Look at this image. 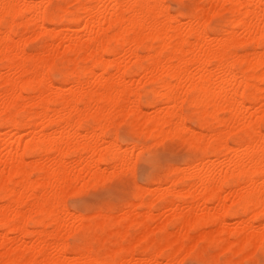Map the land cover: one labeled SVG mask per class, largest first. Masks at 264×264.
I'll use <instances>...</instances> for the list:
<instances>
[{
	"label": "bare ground",
	"instance_id": "bare-ground-1",
	"mask_svg": "<svg viewBox=\"0 0 264 264\" xmlns=\"http://www.w3.org/2000/svg\"><path fill=\"white\" fill-rule=\"evenodd\" d=\"M7 2L22 7L0 25V264H179L185 253L238 264L246 244L260 247L264 0H203L229 6L208 35L166 0ZM33 3L64 7L38 23L24 7ZM28 34L45 42L28 49ZM124 124L137 139L176 135L197 156L138 186L119 214H89L85 253L66 243L83 214L64 198L126 165L139 144L121 142Z\"/></svg>",
	"mask_w": 264,
	"mask_h": 264
},
{
	"label": "snow or ice",
	"instance_id": "snow-or-ice-1",
	"mask_svg": "<svg viewBox=\"0 0 264 264\" xmlns=\"http://www.w3.org/2000/svg\"><path fill=\"white\" fill-rule=\"evenodd\" d=\"M20 7L22 6L19 4L9 3L7 0H0V25L7 27L10 24H14V17L17 16V14L14 12V9ZM24 7H26V12L29 16L41 15L42 20L38 21L39 23L46 22L49 19H58L62 14V8L64 6L33 3ZM220 7L229 6L217 5L213 7L212 5L198 3L197 0H187L186 3L180 5V10L186 18L191 19L192 26L197 28L200 34L208 35L212 28L222 25L228 19V15L226 13H222L218 10ZM262 23H264V20H262ZM261 41L264 43V35L261 36ZM262 128H264V120H262ZM122 131L127 135L129 143L135 139L134 129H124ZM178 141L179 138H176L171 142L164 141L162 144H155L151 149L141 148L139 150V157L136 155V150H133L132 156L126 160L127 172L116 171L109 181H106L103 185H98L95 191L90 189L88 191L78 192L76 195L82 198H87L90 196L99 197V201H91V203H98L105 207L115 203L116 198L122 194L123 189L133 183L134 173L132 170L138 167L142 159L155 161L159 156L161 149L176 148L178 146ZM261 163L264 164V151L261 153ZM261 196L262 201H264V192L261 193ZM85 203L88 204L89 201L85 200ZM88 216L89 214L85 213L81 217L80 222L83 224V227L79 228L78 231L73 233L66 242L69 247H74L77 250L85 253H87L89 248H92L93 250L95 249V241L92 237L91 229L89 227ZM261 224L264 225V215L261 217ZM260 234L261 237L264 238V227L260 228ZM254 247V245L250 244L245 245V249L240 255L247 258L239 260L238 264H264V239H262L260 247L255 249V252H253ZM61 254H63V250ZM64 264H118V261L88 259L85 256L73 260H66L64 261ZM180 264H224V262L208 261L204 259H185L180 261ZM233 264H237V262L234 261Z\"/></svg>",
	"mask_w": 264,
	"mask_h": 264
},
{
	"label": "rangeland",
	"instance_id": "rangeland-1",
	"mask_svg": "<svg viewBox=\"0 0 264 264\" xmlns=\"http://www.w3.org/2000/svg\"><path fill=\"white\" fill-rule=\"evenodd\" d=\"M187 2V0H166V4L168 5V3H169V5H168V7H169V9H170V11L171 12H173V13H176V14H182V12H181V10H180V5H182V4H184V3H186ZM197 2L198 3H203V0H197ZM179 10V11H178ZM227 15H229L228 13H226ZM28 36H32V35H30V34H28ZM34 37H36V36H32V37H30L29 38V40L30 41H28V49H35V48H37V47H39L43 42H45V40H43L42 38H40V37H36V38H34ZM32 38H34V39H32ZM36 45V46H35ZM56 78H58V76H56ZM144 102H145V110H147V111H152L151 110V108H148L147 107V105H146V98H144ZM189 124L190 125H192L193 127H195V128H198L199 126L197 125V123L195 122V121H190L189 120ZM124 129H130L129 127H128V125H126V124H124V125H122L121 127H119L118 128V131H119V136H120V140H121V142H123L124 144H128L129 146H132V145H134V144H136V143H138L139 144V147L138 148H136V152L138 151L139 152V154L137 155L138 157L140 156V149L142 148V149H145V147H146V149H151L152 147H153V145H155L154 144V142L153 141H155V139H160V138H149V137H143V138H141V139H137L136 137H135V139L131 142V143H129V140L127 139V135L126 134H124L123 133V131L122 130H124ZM171 135V137L169 138V135H168V138L166 137V135H165V137H164V141H169V142H171L172 140H174V139H176V138H179V141H178V146L176 147V148H167V149H161V151H160V154H159V156L157 157V159H156V162L155 161H151V160H146V159H142L141 160V162L139 163V165H138V167H136L135 168V172H136V174H135V172H134V179H133V183H131L130 185H128L126 188H124L123 189V191H122V194L121 195H119L118 196V198H116V202L115 203H113V204H111V205H109V206H112V207H114V211H116V213H118V210L119 211H123V209L126 207V204L127 203H129L131 200H134L135 199V193L134 192H136V190H137V188H138V186H146V187H148V186H153V185H155L156 183H154L153 182V180H155L156 179V181L155 182H157V180H159V179H157V177L158 178H164L165 177V175L171 170V169H173V168H177V166L178 167H181V166H184L187 162H189L190 160H192L193 158L195 159L196 158V156H197V153L196 152H194V150L190 147V145L184 140L183 141V139H181L180 137H175L176 135H172V134H170ZM145 138V139H144ZM162 138H163V136H162ZM171 138H172V140H171ZM141 140V141H140ZM162 142H159L158 144H162L164 141L162 140V139H160ZM159 140V141H160ZM150 142H153V144H151ZM156 142H158V141H156ZM183 142V143H182ZM134 143V144H133ZM150 143V144H149ZM142 144H144V145H142ZM149 144V145H148ZM148 145V146H147ZM185 145L187 146V147H185ZM145 146V147H144ZM141 147V148H140ZM183 148H185V149H183ZM138 149V150H137ZM190 150H191V152H190ZM190 152V153H189ZM160 165L161 164V166H160V170H159V166L158 165ZM173 165H174V167H173ZM126 166V165H125ZM125 166H120L119 168L117 167L116 169H114V168H110L109 166V169H108V172H107V174L109 173V171H111V170H113L114 169V171H111V172H115V171H119V170H124V172H126L127 171V169H126V167ZM166 166H168V167H166ZM173 167V168H172ZM125 168V169H124ZM119 169V170H118ZM132 170V171H133ZM166 171V172H165ZM161 172V173H160ZM106 174V173H105ZM104 174V175H105ZM141 174V175H140ZM154 174H156V175H154ZM36 175V174H35ZM35 175H33V177H35ZM103 175V176H104ZM112 175H113V173H112ZM37 176V175H36ZM101 177L100 178V180H102L101 182L99 181V179H98V181L96 182V180L95 179H97L96 177L93 179V177H91V179L90 180H88V176L86 177V179L89 181L88 182V185H87V183H86V187H85V190H84V187L83 186H85L84 184H83V182H85V180H83V182H82V180H81V182H80V184H82V185H80L79 184V182L77 183V186H80V187H82L81 189H80V187H78L77 188V186H76V184H75V186L72 188V190H71V192L72 193H70V194H66L65 196H68V197H66V198H64V201L66 202V204H67V207L69 208V209H71L72 211H75V212H77V213H81V214H85V213H88V214H91V213H93V211H96L97 209H99L100 207H104V206H102V205H100V204H98V203H91V201H99V197H96V196H90V197H87V198H82V197H79V196H77V195H75L76 193H78V192H81V191H88V190H93V191H95L96 189V187L100 184V185H103L104 183H105V180H103V178L104 177ZM108 176V177H107ZM107 176H105L106 178H111V174H110V176L109 175H107ZM137 176V177H136ZM152 176H155V178L154 177H152ZM139 177H141V178H139ZM108 179H106V181H108ZM91 180H92V182H94V180H95V182L96 183H92L91 182ZM104 181V182H103ZM151 181V182H150ZM90 182H91V184H90ZM100 182V183H99ZM137 182H139L140 184H138L137 185ZM98 183V184H97ZM93 184V185H92ZM89 185H91V187L89 186ZM167 185V184H166ZM89 186V187H88ZM95 187V188H94ZM79 189V190H76V189ZM132 188V189H131ZM74 189V190H73ZM95 189V190H94ZM126 189H127V191H126ZM129 189V190H128ZM78 191V192H77ZM73 193H75V194H73ZM76 196V197H75ZM70 197H71V199H70ZM119 199V200H118ZM85 200H88L89 201V203L88 204H86L85 203ZM70 201V202H69ZM87 207H89L88 209H87ZM160 207L162 208V205L161 204H159V209H160ZM90 209L92 210V211H90ZM143 210H145V209H141V211H143ZM120 212V213H121ZM158 213V212H157ZM119 214V213H118ZM229 220H230V222L232 223V224H234L237 220H236V218H229ZM232 220H236L235 222L234 221H232ZM136 231V230H135ZM207 252L208 253H210V254H212V253H215L216 252V250L213 248L212 249V247L211 248H208V250H207ZM186 254V253H185ZM184 254V256H186V255H188V256H186V257H184V256H180V260L183 258H185V259H189V260H199L200 258L198 257V256H196L195 254H193V253H189V254H186L185 255ZM191 255H193V258H191L190 259V257H191ZM226 258H227V255H224L223 256V254L222 255H220V261H223L224 262V264H226ZM237 258L239 259L240 257L239 256H237ZM182 259V260H183ZM225 259V260H224ZM179 260V261H180ZM179 264H180V262H179Z\"/></svg>",
	"mask_w": 264,
	"mask_h": 264
}]
</instances>
